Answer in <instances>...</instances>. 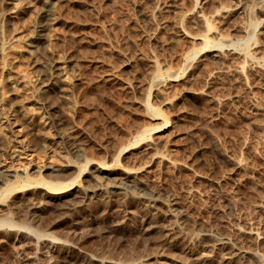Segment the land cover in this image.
<instances>
[{"label":"rangeland","instance_id":"rangeland-1","mask_svg":"<svg viewBox=\"0 0 264 264\" xmlns=\"http://www.w3.org/2000/svg\"><path fill=\"white\" fill-rule=\"evenodd\" d=\"M0 180V264H264V0H0Z\"/></svg>","mask_w":264,"mask_h":264},{"label":"bare ground","instance_id":"bare-ground-1","mask_svg":"<svg viewBox=\"0 0 264 264\" xmlns=\"http://www.w3.org/2000/svg\"><path fill=\"white\" fill-rule=\"evenodd\" d=\"M39 1L42 2V3L44 2V4L48 2V0H39ZM46 1H47V2H46ZM50 2H51V1H50ZM51 3H52V2H51ZM50 12H51V11H50ZM50 18H51V17H50ZM52 19H53V18H52ZM52 19H51V20H52ZM53 20H54V19H53ZM48 22H49V21H48ZM51 23H52V22H51ZM48 24H49V23H48ZM40 26H42V25H40ZM48 30H49V29H48ZM47 35H48V34H47ZM39 36H40V35H39ZM29 38H30V37H29ZM28 40L30 41V39H28ZM31 41H33V40H31ZM30 44H31V42H30ZM26 46H27V45H26ZM26 46H25V49H26ZM28 48H29V47H28ZM25 49H24V50H25ZM26 50H28V49H26ZM33 52H34V51H33ZM30 53H31V52H30ZM56 59H57V57H56ZM56 63L60 66L59 68L62 69V70L59 71V72H62V71L64 70V68H65V66H64L65 64H64L63 62L61 63L60 61H57V60H56V62L54 63V65H55ZM58 65H57V67H58ZM54 67H56V65H55ZM59 68H58V69H59ZM58 69H57V70H58ZM55 70H56V69H55ZM56 72H57V71H56ZM58 74H59V73H58ZM59 76H60V75H59ZM9 77H10V76H9ZM61 78H62V77H61ZM11 79H12V78H11ZM15 80H16V79H15ZM55 80H56V79H55ZM11 83H12V81H11ZM13 83H14V82H13ZM13 83H12V85H13ZM57 84H58V83H57ZM61 89H62V88H61ZM19 141H20V140H19ZM2 145H3V144H2ZM19 145H20V144H19ZM2 175H3V174H2ZM5 176H7V175H5ZM2 178H3V177H2ZM5 178H6V177H5ZM5 178H3V179H5ZM114 178H115V177H114ZM117 178H118V177H117ZM121 178H122V177H121ZM119 179H120V177H119ZM133 180H134V179H133ZM0 181H1V180H0ZM131 183H132V182H131ZM133 183H134V182H133ZM11 189H12V188H11ZM86 191H87V189H86ZM88 191H89V190H88ZM97 191H98V190H97ZM78 192H79V191H78ZM89 193H92V192H89ZM77 194H78V193H77ZM83 194H84V192H83ZM108 194H109V193H108ZM122 194H123V193H122ZM88 196H91V195H88ZM103 196H104V195H103ZM128 198H129V197H128ZM31 199H32V198H31ZM41 199H42V198H41ZM41 199H40V200H41ZM78 199H79V198H78ZM81 199H82V198H81ZM105 199H106V198H105ZM105 199H104V200H105ZM27 200H28V199H27ZM27 200H26V202L28 203ZM35 200H36V199H35ZM35 200H33V201H35ZM174 200H175V199H174ZM29 201L31 202V200H29ZM33 201H32V202H33ZM44 201H45V200H44ZM88 201H89V200H88ZM154 201H155V199L153 198V199L147 201L145 205H146L148 208L154 209V208H155V203H154ZM39 202H41V201H39ZM39 202H34L33 204L30 203L29 205H30V206L33 205L32 207H33V209H34V208H36V207H39ZM19 203H20V202H19ZM22 203H24L23 200H22ZM77 203H78V202H77ZM123 203H124V202H123ZM24 204H25V203H24ZM74 204H75V203H74ZM20 205H21V204H20ZM27 205H28V204H27ZM29 205H28V206H29ZM40 205H41V204H40ZM90 206H91V205H90ZM157 206H158V205H157ZM147 207H146V208H147ZM30 208H31V207H30ZM49 208H50V207H49ZM118 208H119V207H118ZM41 209H42V208H41ZM72 209H73V208H72ZM2 210H3V209H2ZM3 211H4V210H3ZM154 211H156V209H155ZM154 211H153V212L151 211V212H152V213H155ZM0 212H2V211H0ZM32 212H33V211H32ZM34 212H35V211H34ZM40 212H41V211H40ZM158 212H159V211H158ZM157 214H158V213H157ZM23 215H25V214H23ZM33 215H34V214H33ZM52 215H53V214H52ZM160 215H161V214H160ZM150 216H151V215H150ZM156 216H157V215H156ZM41 217H42V216H41ZM49 217H50V216H49ZM153 217H154V215H153ZM153 217H152V218H153ZM157 217H158V216H157ZM29 218H30V217H29ZM33 220H34V219H33ZM60 221H61V220H60ZM162 222H163V221H162ZM32 223H33V222H32ZM154 223H156V222H154ZM159 224H161V222H160ZM167 226H168V225H167ZM169 226H170V225H169ZM162 227H163V226H162ZM164 227H165V226H164ZM164 227H163V228H164ZM146 228H147V227H146ZM158 228H159V227H158ZM169 228H170V227H169ZM176 228H178V227H176ZM209 228H210V227H209ZM165 229H166V228H165ZM174 229H175V228H174ZM170 230H171V228L168 229V231H170ZM175 230H176V229H175ZM178 230H179V229H178ZM248 230H249V228H248ZM166 231H167V229H166ZM168 231H167L166 233H168ZM174 233H175V231H174ZM176 233H177V232H176ZM0 234H1V233H0ZM177 234H178V233H177ZM177 234H175V235L177 236ZM160 235H161V234H160ZM168 235H169V234H168ZM173 235H174V234H173ZM180 235H181V234H180ZM222 235H223V234H222ZM259 235H260V234H259ZM164 236L166 237V234H165ZM165 237H164V238H165ZM71 238H72V237H71ZM161 238H162V237H161ZM171 238H172V237H171ZM176 238H177V237H176ZM194 238H195V237H194ZM206 238H207V237H206ZM221 238H222V237H221ZM169 239H170V238H169ZM195 239H196V238H195ZM207 239H208V238H207ZM219 239H220V238H219ZM253 239H254V238H253ZM181 240H182V239H181ZM214 240H215V239H214ZM229 240H230L229 237L224 236V238H222V240H221L220 243H222L223 245H226V244H229V243H228ZM232 240H233V239H232ZM230 241H231V240H230ZM32 242H33V241H32ZM174 242H175V241H174ZM197 243H198V242H197ZM237 243H238V242H237ZM230 244H231V243H230ZM185 246H186V245H185ZM226 246H227V245H226ZM30 247H31V246H30ZM241 247H242V246H241ZM250 247H251V246H250ZM190 248H191V247H190ZM231 248H232V247H231ZM229 249H230V248H229ZM190 250H191V249H190ZM261 250H262V249H261ZM223 251H224V249H223ZM234 251H235V250H234ZM124 252H125V251H124ZM222 253H223V252H222ZM250 253H251V252H250ZM257 255H259V254H257ZM131 257H132V256H131ZM89 258H90V257H89ZM55 259H56V258H55ZM60 259H61V258H60ZM254 259H255V258H254ZM89 260H91V259H89ZM259 260H260V259H259ZM84 261H85V260H84ZM84 261H83V262H84ZM98 261H99V260H98ZM256 261H257V260H256ZM57 262H58V261H57ZM62 262H63V261H62ZM88 262H89V261H88ZM88 262H87V263H88ZM90 262H91V261H90ZM258 262H259V261H258ZM260 262H261V261H260ZM52 263H53V262H52ZM52 263H51V264H52ZM55 263H56V262H54V264H55ZM85 263H86V262H85ZM85 263H84V264H85ZM57 264H58V263H57ZM91 264H93V263L91 262Z\"/></svg>","mask_w":264,"mask_h":264}]
</instances>
